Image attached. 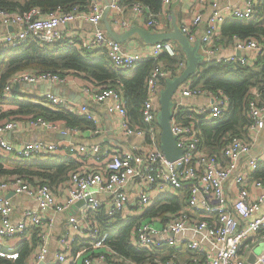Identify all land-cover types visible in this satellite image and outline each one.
<instances>
[{
    "label": "built area",
    "instance_id": "1",
    "mask_svg": "<svg viewBox=\"0 0 264 264\" xmlns=\"http://www.w3.org/2000/svg\"><path fill=\"white\" fill-rule=\"evenodd\" d=\"M124 1L108 0L106 6H98L92 2L89 10L74 7L66 11L58 7L43 12L39 8H32L19 13L0 8V26L12 28L11 32L0 34V48L17 46L24 40L33 38L50 44H70L78 49H102L112 65L120 70H133L145 57L156 59L162 53L175 57L178 51L171 41L153 44L146 54L128 53L120 43L105 34L101 24L105 8L120 14L124 10ZM172 1L162 0V3L169 5ZM205 1L198 0L200 4ZM256 4L257 0H242L239 4H227L212 11L200 38L204 62L252 65L257 60L264 52V47L253 38L239 39L233 36L234 47L241 52L238 56L217 55L218 48L215 46L221 24L227 20L252 19ZM131 9L136 16H145L146 19L143 20L147 27L159 25L158 19L149 12L147 5L134 2ZM79 19L91 24L93 35L90 39L77 43L71 36L63 33L61 28ZM201 21L202 13L198 10L180 27L190 43L196 40L193 28ZM113 22L123 29L129 25L125 19L117 17L113 18ZM184 66L183 62H179L177 69ZM173 72L174 69L165 70L159 64L150 71L146 79V98L140 110L144 127L129 124L124 101L115 89L85 88L90 99L104 102L106 112L118 116V127L125 136H145L149 141L148 146H134L120 154H114L96 170L80 168L70 171L69 194L63 201L58 200L57 194L46 184H32L20 177L0 180V242L12 236L23 235L31 227L41 226L46 212H65L71 205L82 201L79 215L67 218L68 228L58 239L60 249L56 261L51 264H98L107 261L104 253L105 248H108V234L97 218L103 213L107 222L114 221L122 216V212L128 218L140 220L131 233L133 246L150 252L171 250L167 257L154 259L150 264H264V182L253 176V172L264 165V146L258 153L250 155L252 145L247 137L228 136L223 139L225 143L218 153H208L201 144L200 130L190 121L182 122L177 107L172 113L170 129L175 137V145L182 153L177 159L168 160L159 148L160 129L156 124L154 99L159 84ZM25 83L33 86L47 84L51 88L67 84L68 79L50 72L34 73L25 70L13 74L4 90L11 97L13 86ZM175 94L173 98L176 100L181 97L209 96L208 104L192 112L197 115V123L219 117L229 105L227 96L221 92L212 94L199 87L183 86ZM260 94L261 101L251 100L249 103V122L245 127L247 136H252L264 128V83ZM44 98L48 104L56 105L68 113L79 112L95 122L86 105L76 107L66 97L55 95L51 90L45 93ZM29 125L57 129V125L40 117L29 120ZM17 126L15 121L0 124V147L7 154L27 160L58 149L57 144L46 140L28 142L16 148L5 140V134ZM77 152L89 158L97 155L99 149L97 146L86 149L82 147ZM226 186L234 188L231 197ZM128 188L130 193L126 191ZM9 192L33 200L35 207L29 208L13 220V203L7 195ZM184 193L187 195V208L168 212L163 216H145L158 198L169 194L180 196ZM103 196L109 197L105 206L101 203ZM187 232L197 237L187 236ZM46 236L41 234L42 241L40 240L31 264L45 262L48 253L44 242ZM76 240L88 244L85 246L88 248H81L69 257L67 253L71 252ZM258 244L262 247L255 255L254 262H249L248 253ZM177 252L189 256L184 259ZM0 257L16 259L18 253L8 248H0ZM112 260L109 264H127L120 256Z\"/></svg>",
    "mask_w": 264,
    "mask_h": 264
},
{
    "label": "trees",
    "instance_id": "2",
    "mask_svg": "<svg viewBox=\"0 0 264 264\" xmlns=\"http://www.w3.org/2000/svg\"><path fill=\"white\" fill-rule=\"evenodd\" d=\"M134 2L148 4L155 12L159 8L160 0H125L124 4L131 6ZM89 5L90 0H0L1 9L19 13L32 8H39L43 12L58 7L66 11L74 7L89 10ZM222 31L223 36L226 35L230 39L233 36L239 39L253 38L264 47V0L257 1L252 19L226 21ZM180 57H170L168 61L173 65L180 60ZM159 59L160 57L143 59L138 62L131 75H125L124 70L113 68L110 59L103 51L78 49L70 44L44 43L33 38H28L17 46L2 47L0 48V124L12 119L21 120L23 117H40L46 121L60 120L69 126L78 127L83 124L90 126L89 120L82 115L70 114L45 106L43 98H33L28 93L18 96L13 90L9 97L4 90L8 79L13 74L25 70L34 73L50 72L64 77H78L88 80L94 87L115 89L123 99L127 100L129 116L134 121L138 120L140 106L146 96V79L150 71L159 64ZM176 67L177 65L171 69ZM189 79L191 87H199L213 93L221 90L228 98L229 105L222 115L211 121L198 122L204 150L208 153H218L225 143L223 140L225 137H243L245 134V127L249 122L247 117L249 103L254 100V94H259L263 89L264 52L252 65L203 61L198 65L196 73ZM4 106L8 108L4 109ZM187 115L190 116L187 112L179 111V118L182 116L184 123L190 121ZM75 165V161L68 157L55 158L53 156L43 159L38 157L25 161L0 155V180L20 177L32 184H37V181L42 184H54L65 179L68 171ZM253 176L264 182V165L253 172ZM185 195L186 193L180 196L169 194L164 198H158L155 204L146 211L145 216H163L168 212L182 209L187 200ZM97 219L108 234L106 247L109 253L113 251L120 257L131 259L138 264H150L154 259L166 257L164 256L165 249L150 252L131 244V233L138 225L139 219L126 218L123 220L117 217L115 222H107L103 213ZM23 237L22 242L15 247L18 257L15 260L0 257V264H26L25 260L32 254L37 238L35 233L31 238L25 234ZM85 246L88 244L76 240L71 250L72 255L81 248H88ZM109 253L106 251L104 253L108 260L111 258Z\"/></svg>",
    "mask_w": 264,
    "mask_h": 264
},
{
    "label": "crops",
    "instance_id": "3",
    "mask_svg": "<svg viewBox=\"0 0 264 264\" xmlns=\"http://www.w3.org/2000/svg\"><path fill=\"white\" fill-rule=\"evenodd\" d=\"M241 1L242 0H206L204 4H200L198 0H173L169 5H164L162 3V0H160L159 8L155 12L151 9L150 6H148V4H145L148 6L149 12L154 14L159 21V25H157L156 27H147L143 20V19H146L145 16L141 18L136 16L135 14L132 13L131 6L128 4H124V10L120 14H116L112 10H106L105 8L103 16H102L101 24H102L103 30L105 31V34L112 39L114 38L111 37V35L109 34L107 27H106L107 24L109 25L112 32L119 34V35L128 31L132 26L144 28L152 33H165V32H169L172 30L173 21L180 28L183 23L187 22L193 17V14L195 11L200 10V12L202 13V21L199 23L197 27L193 28V33L195 34L196 40L198 39L200 43V38L203 35L208 25V20L210 18L212 11L215 8H222L227 4H231V5L239 4ZM92 2H95L98 6H106L108 0H90V3ZM114 17L125 19L129 23L128 27L123 29L119 27L118 25H116L113 22ZM227 21H230V20H227ZM225 23L226 21L223 24H221L220 26L221 33L219 34V37L215 41V44H216L215 46H217L218 48V50L216 51V54L220 56H230V55L238 56L241 54V52L234 47L233 37L232 39H230L229 37H226V35L223 36L222 30H223V26ZM8 31L11 32L12 29L0 26V34H5ZM61 31L67 34L68 36H71L70 38H73V40L77 43H80L83 40L90 39L93 35V27L91 26V24L82 19L76 20L74 23L70 24L67 27H62ZM170 41L174 44V46L176 47L178 51L177 55L174 58H178L181 56L180 60L177 63L171 65L168 61L169 60L168 58L170 57L167 55H163L165 53H162L159 55L160 57L158 61L159 65L162 67V69H165V70L171 69L175 65H178L179 62H183L186 66V56L184 52L182 51V49L180 48V46L178 45L176 41H173V40H170ZM118 43H120L122 48L128 53H138L139 52V53H145V54L149 53V50L151 46L153 45V44H148L144 42V40L140 38V36L137 33L130 35L128 38ZM200 45L201 43L199 44L198 51L201 54L202 51H201ZM93 50L103 51L102 49H90L89 51H93ZM147 58L149 57H145L143 59H147ZM185 66L182 69L181 68L177 69L176 67L173 72L174 74L170 75V77L166 78L159 84L158 92L154 99V108H155V113H156L157 126H158L157 114L160 109L159 98H160L161 91L165 87L166 80L179 75L180 72L185 68ZM113 68L115 67L113 66ZM134 69L124 70L125 71L124 74L131 75ZM66 77L68 79V83L65 85H56L50 88L47 84H40L36 86L29 84L30 86H27V83H25L26 85L20 84V85L13 86L12 90L16 92L18 96H20V94L28 93L33 98H43L44 100L43 103L45 106L50 107V108H56L57 110L66 112L65 110H61L60 108H58L56 105H51V104L46 103L44 95L46 92L51 90V92L55 95L66 97V99L70 102V104H73L76 107H79L81 105H86L89 112L94 116L95 122L89 120L84 114H81L79 112L70 113V114H76V115L79 114V115L86 117L87 120H89L90 126L84 125V124L78 127L69 126L60 120H56V121H46L45 120L46 122L57 125L56 130H51L48 128L29 125V120L35 119V118L23 117L21 118V120L12 119L9 121H15L18 126L5 134V140L7 142L12 144L16 148L21 147L23 144H26L28 142H36L39 140H44V141L46 140L48 142L57 144L58 146L57 150L52 151L50 153L44 152L40 155L30 157L29 159L34 160L35 158H38V157L43 159L46 157H53V156L55 158H63V157L71 158L75 161L76 165L74 168H71L68 171V174L70 171L74 169H80V168H89L92 170H96L99 167L103 166V164L106 161H108V159L114 154H120L126 150L132 149V147L134 146L135 147L148 146L149 141H148V138H146L145 136L143 137L135 136V135L125 136L122 130L118 127V118H117L118 116L116 114H108L106 112V104L104 102H95L89 98L88 94L85 92V88L92 89V87L94 86L88 80H84L82 78L73 77V76H66ZM189 81L190 79H188L185 83L180 85L177 90H179L183 86L191 87V83ZM16 86L18 87L16 88ZM219 92L224 94L221 90H218L216 93H213V92L211 93L218 94ZM175 93L173 97L176 95ZM254 100L261 101V94L255 93ZM123 101H124L123 102L124 107L128 111V108L126 106L127 100L124 98ZM172 101H173L172 113L174 110H176L177 107H178V111H180L181 113L187 112L189 114L191 112L190 116L187 115L188 116L187 118L190 119V122L193 124V126L197 127L200 130L198 123L195 121L197 115H195V113H192V112L194 109L199 108L202 105L208 104L210 102L209 96L202 95L198 97H181V98H178V100H176L175 98H172ZM178 103H180L179 106L177 105ZM142 105L143 103L140 106V110H141ZM7 108L8 107L4 106V109H7ZM140 110H139V115H138L139 119L135 121L132 120V118L129 116V113L127 112V117H128L130 125L137 126V127L145 126V124L141 120ZM180 118L182 121L183 120L182 116H180ZM243 137H247L250 140V143L252 145L250 155H254V153L256 154L262 150L264 146V128L252 136H247V134L245 133L243 134ZM94 146L98 147L99 153L97 155H92L89 158L77 152V149L79 148L83 147L86 149V148H92ZM159 148H160V135H159ZM70 149H72V151H70ZM0 155L5 158H11V159L13 158L17 160H22L21 158L13 154H7L5 150H3L1 147H0ZM243 158L247 159V156H244ZM27 160L25 159V161ZM68 174L65 177V179L57 183L46 184L51 190H53L57 194V199L60 201H63L66 198V196L69 194ZM38 182L39 181H37V183ZM226 190H227V193L229 194V197H231L234 194L233 193L234 188L232 186H226ZM126 191L130 193L129 188ZM7 195L11 198V201L13 203V213H12L13 220H16L17 218H19L21 214L24 213L29 208L35 207V202L25 196L14 195L10 192ZM185 196L187 199V195ZM108 201H109V197L107 196L101 197V203L103 206H105ZM81 205H82V202L81 204L75 203L71 205L65 212H60V213L48 211L44 214L43 224L41 226L31 227L24 233L30 238L32 234L35 233L36 238H37L36 243H35L36 246L34 247L32 254H30V256L26 258L25 260L26 264L32 263L31 261H32L33 255L35 251L39 248L40 240L42 239L41 238L42 233L47 235L46 238L44 239V242L46 243L48 247V253L46 256V260L43 264H51L56 261V255L60 249L59 244H58V239L60 236H62L66 232L68 228L67 218L70 216L79 215ZM182 208H187V200L185 202V205ZM120 215H122L121 219L123 220L128 218V216H125L127 215L125 212H122ZM24 234L1 241L0 248L1 249L8 248V249H11V251L13 252H17L15 250V247L19 243L22 242V240L24 239L23 237ZM189 235L193 237H197V235L192 234L191 232H187V236ZM31 244H33V242ZM260 247H262V245L260 244L256 245L254 249L248 253V255L249 256L254 255L255 257ZM105 250L109 253L108 248H105ZM164 251L166 252V254L164 255L166 257L171 253L170 249H165ZM177 253L184 259L187 256H189L186 253H183V254H180V252H177ZM67 254L70 257V255L72 254V251L68 252ZM109 254L111 255L110 260L107 259V261L106 260L101 261L98 264H109V262H111L113 258L119 257V255L113 251H111ZM249 256L247 257V260ZM123 259L125 260L127 264H138L132 261L131 259H128V258H123ZM11 260H15V259H11ZM68 264H70V262Z\"/></svg>",
    "mask_w": 264,
    "mask_h": 264
},
{
    "label": "water",
    "instance_id": "4",
    "mask_svg": "<svg viewBox=\"0 0 264 264\" xmlns=\"http://www.w3.org/2000/svg\"><path fill=\"white\" fill-rule=\"evenodd\" d=\"M106 10L109 9L106 8ZM172 24V30L165 33H152L144 28L132 26L128 31L120 35L112 32L109 25H106L109 34L114 38L115 41L122 42L124 39L128 38L134 33H137L140 38H142L144 42L148 44L173 40L178 43L186 56L185 68L180 72L179 75L166 80L165 87L161 91L159 98L160 109L157 114V123L160 128V150L168 160H175L182 153V150L176 147L175 137L172 135L170 129V120L173 116V95L180 85L185 83L196 73L198 65L202 62V55L198 51L200 44L199 40L197 39L194 41V43H190L187 36L181 32L178 25L174 21ZM27 86L30 85L27 84ZM17 87L18 86H16V88ZM81 202L78 203L81 204ZM254 259V255H251L249 256L248 261L254 262Z\"/></svg>",
    "mask_w": 264,
    "mask_h": 264
},
{
    "label": "rangeland",
    "instance_id": "5",
    "mask_svg": "<svg viewBox=\"0 0 264 264\" xmlns=\"http://www.w3.org/2000/svg\"><path fill=\"white\" fill-rule=\"evenodd\" d=\"M20 1H23V0H20ZM12 237H16V236H12ZM12 237H10V238H12Z\"/></svg>",
    "mask_w": 264,
    "mask_h": 264
}]
</instances>
